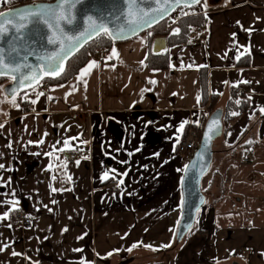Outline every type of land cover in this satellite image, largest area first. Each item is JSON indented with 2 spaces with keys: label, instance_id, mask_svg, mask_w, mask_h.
<instances>
[{
  "label": "crops",
  "instance_id": "1",
  "mask_svg": "<svg viewBox=\"0 0 264 264\" xmlns=\"http://www.w3.org/2000/svg\"><path fill=\"white\" fill-rule=\"evenodd\" d=\"M11 8L0 0V12ZM198 10L204 29L185 45L162 38L165 50L156 55L149 33L115 42L88 60L96 66L83 81L78 74L40 86L21 95L18 108L0 104V214H9L0 221V246H8L0 264H264V0H203ZM149 52L166 56L167 67L150 69ZM241 85L249 106L213 150L210 205L175 248L190 161L177 147L189 131L199 140L209 115L224 111L229 89ZM65 139L77 150L58 151ZM71 153L79 160L65 159ZM10 200L19 201L15 210ZM15 212L33 228L15 223Z\"/></svg>",
  "mask_w": 264,
  "mask_h": 264
},
{
  "label": "snow or ice",
  "instance_id": "2",
  "mask_svg": "<svg viewBox=\"0 0 264 264\" xmlns=\"http://www.w3.org/2000/svg\"><path fill=\"white\" fill-rule=\"evenodd\" d=\"M10 2V0H9ZM79 2V0H77ZM125 7L127 8V13L124 17V22L118 24L115 28L111 30V37L113 39H123L131 33L138 32L139 30L144 29L145 27H151L155 21H158L161 16H163L169 10H174L181 7H191L201 3V0H123ZM151 5V7H146ZM75 5L72 3V0H60V2L55 6H42L37 5L34 8L20 10L18 12H0V42L4 38L14 33L16 40H24V32L29 27L40 26L44 27L47 30L48 35L46 36V43L52 46L53 50L50 51L47 56L37 55L36 59L42 61V64L33 66L29 63H16L12 57L6 58L3 54V49H0V77L10 76L14 81L13 87L10 89H2L6 93V98L10 99L13 107L18 108L19 105L16 103V95L20 89L25 88L26 84L31 85L34 80L38 79L37 71L41 69L44 75L60 77L65 72V61L79 48L83 46L84 43L88 42L90 38L94 35L99 36L101 32L109 33V28L104 23H98L93 17L89 16L84 22V26L77 29L74 27V17L72 15L71 9ZM203 7L206 9L207 4L204 3ZM180 29L177 28L174 30L173 34H179ZM11 51L15 52V41L11 44ZM113 56L116 55V49H112ZM112 57H109L111 59ZM96 66L95 61L90 62L86 67H84L78 77V81H83L90 71ZM149 83L155 84L156 81H149ZM247 83V81H244ZM63 85H61L62 87ZM86 87V81L85 85ZM75 87V86H74ZM146 91V90H145ZM44 93H38V95H43ZM49 99H52L49 97ZM200 96H197V102L200 101ZM32 104L37 103L36 100H31ZM239 103V101H237ZM261 112L264 113V109H261ZM231 116L238 115L237 112H231ZM4 125L0 124V128H3ZM184 123L180 125V128L177 130L183 132ZM220 132V118H215L211 121L207 128V134L205 140L212 139L213 135ZM47 135V133H45ZM229 135H231L229 133ZM72 139H79V137H73ZM177 142H179L180 137H176ZM31 143V142H29ZM44 141L41 140L37 142V147L40 144H43ZM59 143V142H58ZM81 143H87L86 141H81ZM252 143V141H248ZM10 146V145H9ZM66 149L77 150L73 148L70 140L65 139L63 142V147L59 148L58 151L63 152ZM56 148L53 146V151ZM39 155V153H35ZM46 155L51 156L52 152L46 153ZM158 155V154H156ZM59 159V157H57ZM69 159V158H65ZM87 159V157H84ZM199 159L203 160L204 156L200 155ZM63 163V162H62ZM80 161H76V164L79 165ZM124 163V162H122ZM66 167V164H63ZM49 169L53 167L52 164H49ZM4 168L3 164H0V169ZM188 168V166H185ZM179 171V170H178ZM121 175H127L123 173ZM108 173L105 172L102 176V179H107ZM116 179V176L111 177ZM55 179V177H53ZM71 180V176L68 177ZM124 183L123 179L118 180V185ZM185 184V180H181V185ZM4 186V185H0ZM53 192L57 191L55 188L52 189ZM6 195V194H5ZM14 196L15 193H12ZM3 201H0V204H3ZM12 206V209L15 210L16 205L19 204L18 200H10L7 202ZM55 203V201H54ZM185 201H181V210H183ZM200 209L197 208V212ZM9 218L8 212L0 214V221L7 220ZM179 223V222H178ZM67 231V229H64ZM83 238V237H81ZM178 239L182 238L180 234ZM142 244V241L139 242ZM172 242L161 245L160 248H155L151 244L145 245V247L151 248L153 251H159L162 249L170 248ZM8 247L7 245L0 246V250ZM138 247V243H134L129 247V251ZM13 256L21 255L20 253L12 252ZM111 255V253L109 254ZM81 264H86L85 261H81Z\"/></svg>",
  "mask_w": 264,
  "mask_h": 264
},
{
  "label": "water",
  "instance_id": "3",
  "mask_svg": "<svg viewBox=\"0 0 264 264\" xmlns=\"http://www.w3.org/2000/svg\"><path fill=\"white\" fill-rule=\"evenodd\" d=\"M203 0H201L202 2ZM60 0H53L52 2H39V4L33 3L28 4L25 7H15L13 9H8L4 12H18L20 10L34 8L37 5H42L45 7L52 6L55 7ZM72 3L75 5L74 8L71 9L72 15L74 17V27L79 29L84 26V22L87 20L89 16L93 17L94 20L98 23H104L109 28V33L101 32V34H106L108 37L116 42H125L131 41L133 38L138 37L139 35L145 34L149 29L152 27L158 26L161 22L168 19L172 13L177 10H169L163 16L159 18L158 21H155L151 27H145L138 32L131 33L127 35L123 39H113L110 35L111 30L115 28L118 24H122L124 22L125 14L127 13V8L123 0H72ZM197 5L191 6L195 7ZM146 7H151V5H147ZM183 8V7H181ZM100 34V35H101ZM24 40H16V36L14 33L7 35L2 42H0V49H3V54L6 58L12 57L14 62L16 63H29L32 64L34 67L38 64H42V61H38L36 59L37 55L40 56H47V54L53 50L52 46L46 43V36L48 35L47 30L44 27L35 26L29 27L24 32ZM98 36H93L89 39L88 42L84 43L81 48L75 51L66 61L65 65L68 61L75 55L79 54L81 49L87 44L91 43L96 39ZM15 41V48L16 51H11V44ZM154 54H160V52L165 50V42L162 38L160 40H156L153 45ZM38 79L34 80L31 85L25 86V88L20 89L16 95L19 96L22 93H27L32 91L38 85L42 84V81L45 78H51L54 80L57 77L47 76L43 74L41 69L37 71ZM2 78H8L10 80V76H2ZM12 82H14L12 80ZM14 83L8 85L5 89H10L13 87ZM10 100V99H9ZM223 111L221 109H217L212 115H209L207 120L204 123L200 141L197 148L195 149L194 153L191 156L190 161L188 162L186 168L183 172L182 179L185 180L184 185H180L181 189V201L184 200L185 204L183 210H181L180 216V223H178L176 229V236L174 241V247L177 248L181 245L184 238L190 233V231L194 228L195 220L197 217V208L200 210L204 208L205 205V197L202 194V182L205 178L206 174L209 172L213 162V156L215 155L213 152V145L217 141V139L222 135L223 132ZM215 118H220V132L218 134L213 135L212 139L205 140V136L207 134L208 125L211 121ZM203 155L204 159H199V156ZM181 179V180H182ZM182 234V238L178 239L177 237ZM133 259H129L128 261L124 262V264H131ZM123 264V263H121Z\"/></svg>",
  "mask_w": 264,
  "mask_h": 264
},
{
  "label": "trees",
  "instance_id": "4",
  "mask_svg": "<svg viewBox=\"0 0 264 264\" xmlns=\"http://www.w3.org/2000/svg\"><path fill=\"white\" fill-rule=\"evenodd\" d=\"M53 1V0H52ZM15 0H10V6L15 5ZM200 4H198L195 7H190L195 12V16L188 17L186 19H183L179 24L176 25V27L173 29V31H168L165 28V21L161 22L158 26H154L151 29H149L146 33L151 34V42L153 40H158L160 38H163L166 40L169 46L173 45H185L189 41L190 37L193 36V34H196L200 30L204 29L205 18L204 16L199 12L198 7ZM179 28L180 32L179 34H173L174 30ZM115 43L112 41L108 35L101 34L96 39H94L93 42L87 43L79 52V54H75L65 65V72L60 76L55 78L54 80H51V78H45L42 81V84H46L48 86H56L58 84H66L69 82L71 78H73L75 75H78L80 71L86 66L88 63V60L98 58L102 53L106 54L110 49L112 44ZM147 66H149L150 69H156L161 70V68L167 67L166 62V56L156 57V55H153L151 52H149L147 57ZM202 71L201 73V88H203V91L206 89V76ZM10 79L8 78H2L0 79V83L6 82ZM39 85L34 88L32 91L39 89ZM246 87H234L229 89V98L228 102L226 103L225 109L223 111V130L226 131L229 128L230 122H232L236 117L242 116V114H246L248 106H249V99L246 96ZM31 92V91H29ZM27 92V93H29ZM26 93V92H25ZM26 93V94H27ZM22 93L21 95H23ZM215 98H213V101ZM239 101V103H237ZM213 111V108L211 109ZM231 112H237L238 115L231 116ZM212 113V112H211ZM202 130L200 129L198 131V134L200 135ZM202 194H204L202 192ZM205 195V194H204ZM21 213H13L12 219L13 221H17V217Z\"/></svg>",
  "mask_w": 264,
  "mask_h": 264
},
{
  "label": "built area",
  "instance_id": "5",
  "mask_svg": "<svg viewBox=\"0 0 264 264\" xmlns=\"http://www.w3.org/2000/svg\"><path fill=\"white\" fill-rule=\"evenodd\" d=\"M41 2L49 3L51 1L43 0ZM28 4H31V3L27 2L26 0H17V5L15 7H21V6L25 7ZM193 15L195 16V12L192 9H190V7L178 8L172 13V15L168 19L165 20L166 30H168L169 32L173 31V29L176 27L177 24H179V22ZM42 86L44 89L48 88V85L46 84H42L41 87ZM181 142L182 143H180L177 147V153L186 156V158L191 159L192 154L197 148L199 142L201 141L200 139L199 140L196 139L192 131H189ZM68 157L70 161L79 160V156L76 153H71L69 154ZM244 161L247 162V159H245ZM110 184L112 188L117 185L115 182L110 183ZM17 222L23 228H33V222L31 218H29L27 215L23 213H21L17 217Z\"/></svg>",
  "mask_w": 264,
  "mask_h": 264
},
{
  "label": "rangeland",
  "instance_id": "6",
  "mask_svg": "<svg viewBox=\"0 0 264 264\" xmlns=\"http://www.w3.org/2000/svg\"><path fill=\"white\" fill-rule=\"evenodd\" d=\"M27 2H29V3H31V4H33V3H36V4H39V2H41V1H43V0H26ZM47 1H51L52 2V0H47ZM15 5L14 6H12V8L11 9H13V7H15L16 5H17V0H15ZM50 3V2H49ZM11 83H14V82H12V80H8V81H6V82H3V83H0V104L1 105H3V104H6V103H8V102H11L8 98H6V93L2 90V89H5L8 85H10ZM25 94V93H24ZM19 97H21V94L19 95V96H17L16 97V100H19ZM201 136V135H200ZM220 138H218L217 139V141L214 143V145H213V150H215L217 147H218V143H219V141H221V140H219ZM217 169V168H216ZM209 175V172L206 174V176H205V178L203 179V181L204 182H202V186H201V188H202V192L205 194L204 196L206 197L205 199H206V201H205V206H204V208H202V211L204 210V209H206V206L208 207L209 205H210V201H209V195L210 194H208V192H207V190H208V188H207V182L209 181L208 179L210 178V176H208ZM209 178H208V177ZM260 210V209H259ZM262 210V211H261ZM260 211L264 214V209H261ZM201 210L199 211V213L200 212H202ZM198 213V214H199ZM197 224L195 223V226H194V229H192V231H197L196 229L198 228V225L196 226Z\"/></svg>",
  "mask_w": 264,
  "mask_h": 264
}]
</instances>
